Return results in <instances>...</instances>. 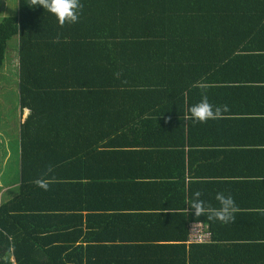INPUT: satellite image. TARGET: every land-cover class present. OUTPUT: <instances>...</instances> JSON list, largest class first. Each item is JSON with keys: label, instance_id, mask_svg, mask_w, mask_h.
I'll use <instances>...</instances> for the list:
<instances>
[{"label": "trees", "instance_id": "trees-1", "mask_svg": "<svg viewBox=\"0 0 264 264\" xmlns=\"http://www.w3.org/2000/svg\"><path fill=\"white\" fill-rule=\"evenodd\" d=\"M80 2L83 9L75 24L60 26L52 13L33 7L30 0H16V13L7 10L0 18V71L14 40L18 102L30 111L19 125L14 148L20 184L16 196L0 207V264H12L11 258L14 264H92V257L87 260V253L75 246L82 234L66 231V223L73 222L70 216L64 214L60 221L50 209L43 215L45 208L33 202L29 206L26 198L40 189L34 181L50 179L49 187L81 193L85 183L76 178L98 162L91 150L97 137L111 132L121 140L125 128H131L132 120L121 115L128 99L152 96L181 103L194 91L199 66L205 72L222 62L228 66L244 57L254 59L258 41L264 40V0ZM107 112L112 116H99ZM162 120L159 125H170V119ZM49 166L53 171L45 176ZM190 216H185L178 237L190 246L160 248L175 252L168 264H244L257 252L264 256L261 249L226 245L237 234L224 223ZM110 223L108 218L102 221ZM122 223L113 224L114 235L129 231ZM196 224L208 234L201 244L189 239ZM55 230L63 232L68 247L43 250V240L57 238ZM222 241L228 242L222 246ZM139 262L153 264L142 256Z\"/></svg>", "mask_w": 264, "mask_h": 264}, {"label": "crops", "instance_id": "crops-1", "mask_svg": "<svg viewBox=\"0 0 264 264\" xmlns=\"http://www.w3.org/2000/svg\"><path fill=\"white\" fill-rule=\"evenodd\" d=\"M5 2L7 12L8 0ZM16 10L15 6V13ZM258 46L252 54L254 59L246 61L249 56L244 57L236 61L238 64L228 66L222 62L205 72V67L199 66L201 73L193 86L194 95L190 89L183 102L177 100L179 104L152 96L128 99L121 115L132 120L131 128H125L121 140L111 132L98 130L107 133L97 137V144L91 146L98 161H93L94 168L76 178L85 183L82 192L66 187L35 189L33 196L26 198L29 206L33 202L45 208L43 215L50 209V214L58 218L70 216L73 222L66 223V231L82 234L75 246L87 253V260L92 257V264H140L141 256L153 264H168L175 252L170 254L160 248L190 246L178 238L185 216L196 217L188 210L186 200L200 191L206 205L219 208L215 196L223 192L233 197L238 211L234 221L225 224L237 235L232 242L222 241V246L228 242L226 245L232 244L235 249L264 250V40L258 41ZM9 51L13 60L8 58ZM7 64L12 65L13 76H2L0 80V207L16 196L20 184L14 154L18 137L13 143L4 125L13 122L11 127L18 132L19 125L30 115L18 102L14 40L7 46ZM203 95L214 107L227 105L228 111L204 123L187 120L189 107L199 103ZM5 100H10L11 105L3 106ZM162 119H170V125H159ZM159 126H165L162 135ZM11 142L14 146L10 149ZM67 192L72 194L68 197ZM105 218L114 223L102 224ZM197 218L207 219V215ZM121 221L129 231L120 230L114 235L111 227ZM237 229L244 238L240 233L238 237ZM54 233L57 238L42 241L43 250L68 247L63 232ZM244 264H264V256L257 252L251 262L246 260Z\"/></svg>", "mask_w": 264, "mask_h": 264}, {"label": "clouds", "instance_id": "clouds-1", "mask_svg": "<svg viewBox=\"0 0 264 264\" xmlns=\"http://www.w3.org/2000/svg\"><path fill=\"white\" fill-rule=\"evenodd\" d=\"M30 4L33 7H42L44 10L46 9L48 12L52 13L60 26H64L66 23H77L83 9L80 0H30ZM201 87L203 88V85H201ZM227 111V105L214 107L209 102L207 95H203L199 103L189 107L186 119L204 123L211 119L220 118L222 113ZM52 171V167L49 166L45 176ZM51 182L52 180L45 178L34 181L39 188L45 191L49 189V184ZM201 196L202 193L196 191L192 194L190 200H186L188 210H192L196 217L207 215L209 221H219L224 224L234 221L235 213L238 211V208L231 195L226 196L223 192H217L215 199L220 205L219 208L206 205L205 201L201 199ZM11 263L14 264V260L11 261Z\"/></svg>", "mask_w": 264, "mask_h": 264}, {"label": "rangeland", "instance_id": "rangeland-1", "mask_svg": "<svg viewBox=\"0 0 264 264\" xmlns=\"http://www.w3.org/2000/svg\"><path fill=\"white\" fill-rule=\"evenodd\" d=\"M6 1V2H5ZM3 2L7 3V0H0V7H2L1 10V14H0V18L6 13L5 12V6L3 4ZM15 6H16V0H8V4H7V8H9L10 12L15 13ZM8 58L10 60H13V54L12 52L9 51L8 53ZM13 62H16V56H15V60ZM15 72V69H14ZM12 65H4V68L0 71V80L3 77H12ZM11 105V101L10 100H5V103H3V106L7 107ZM13 122H11L10 124H5L4 125V132L7 133L9 139H11L13 141V143H15V141L17 140L18 137V132L14 131V129L11 127ZM14 146V144H9V148L11 149ZM9 149V150H10ZM4 171L7 173L9 171V166H7L6 168H4ZM4 201V198L2 199V202Z\"/></svg>", "mask_w": 264, "mask_h": 264}, {"label": "built area", "instance_id": "built-area-1", "mask_svg": "<svg viewBox=\"0 0 264 264\" xmlns=\"http://www.w3.org/2000/svg\"><path fill=\"white\" fill-rule=\"evenodd\" d=\"M208 237V234L205 232L203 227L200 224L194 225L192 228L189 230V239L191 242H203L206 238Z\"/></svg>", "mask_w": 264, "mask_h": 264}]
</instances>
